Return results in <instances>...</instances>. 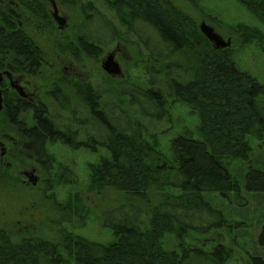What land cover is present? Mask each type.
<instances>
[{
    "label": "trees",
    "instance_id": "16d2710c",
    "mask_svg": "<svg viewBox=\"0 0 264 264\" xmlns=\"http://www.w3.org/2000/svg\"><path fill=\"white\" fill-rule=\"evenodd\" d=\"M30 1V0H27ZM117 22L137 41L150 62L164 66L147 71L148 87L120 89L129 108L101 102V92L91 86L78 89L79 104L66 114L52 112L43 104L31 105L12 95L5 102L4 121L14 129L23 156L47 164L46 144L72 150L105 151L89 166L90 179L98 188H112L139 203L120 204L100 215L113 240L94 246L85 240L68 241L74 264H226L238 257L242 264H264L248 252L242 259L230 222L205 195L214 194L227 204L244 208L243 195H264V169L250 162L249 137L264 147V85L241 70L226 49L216 50L192 20L170 0H106ZM195 2L197 0H190ZM264 24V0H237ZM37 15L39 8L32 7ZM74 37L76 49L95 58L118 38L114 24L92 6L84 10ZM97 26L90 32L88 25ZM261 38L255 29L244 36ZM178 55L188 63H173ZM42 53L12 21L0 20V70L36 75ZM155 76V80L153 79ZM10 101V102H8ZM169 101L186 105L197 116L198 137L178 135L170 142V156L163 157L141 120L167 117ZM143 105V106H142ZM139 120H129L125 110ZM149 109L142 111L141 109ZM31 115L27 126L21 117ZM245 164L242 185L230 170V162ZM67 172V171H66ZM61 173V180L73 184ZM70 173V172H67ZM168 189L159 204L144 210L152 190ZM243 190V192H242ZM176 192V194H175ZM202 214L217 217L215 224L201 222ZM220 230L202 240L193 231ZM264 246V223L258 236ZM244 252V251H243ZM250 260V261H249ZM0 264H68L57 243L27 237L13 241L0 231Z\"/></svg>",
    "mask_w": 264,
    "mask_h": 264
},
{
    "label": "rangeland",
    "instance_id": "374dc122",
    "mask_svg": "<svg viewBox=\"0 0 264 264\" xmlns=\"http://www.w3.org/2000/svg\"><path fill=\"white\" fill-rule=\"evenodd\" d=\"M170 1L192 20L198 31L199 26L205 24L225 42L229 41L230 45L225 49L230 52L236 65L264 85V41L250 35L244 36L247 29H255L264 35V24L247 8L237 0ZM52 3L59 16L65 19L64 30H58L51 17ZM88 6L110 20L118 34L116 42L104 48L95 58L86 57L76 49L74 42L77 24ZM32 7H38L40 14L37 15ZM2 18L14 22L41 51L43 56L39 72L33 76L15 75L14 78H20V86L29 94L27 101L43 103L52 112L66 114L79 102L77 90L86 86L101 92L102 103L129 108L127 101L119 96L120 89L128 86L146 89L149 79L147 71L164 66V63L156 65L150 62L142 47L117 22L108 9L106 0H0V20ZM88 28L93 33L97 26L89 24ZM210 45L212 46L211 43ZM110 53L114 54L113 60L119 66L120 76L108 75L102 69V62ZM171 62L186 64L188 59L178 55ZM3 71L5 69L0 70V74ZM155 78L157 76L153 79ZM7 85V80L3 79L0 91L8 89ZM12 95L14 93L3 94L1 99L4 101L8 97L13 100ZM168 105L169 114L166 118L160 121L141 120L148 134L145 140L151 144L156 143L157 150L166 158L170 156L171 140L181 134L197 138L199 124L197 116L186 105L171 101ZM139 111L137 107L135 111L126 109L125 115L136 122L139 120ZM2 113L0 112V231L13 241L34 237L57 243L68 264H74L72 257L64 250L68 241L82 239L94 246L111 242L113 237L102 225L100 215L120 204H138L139 200L112 188L93 185L89 166L96 163L99 157L107 156L105 151L90 153L72 150L60 144H46V154L50 161L39 164L34 159L23 156L18 137L14 129L5 123ZM21 120L27 126L31 125L30 112L25 113ZM248 141L252 147L251 164L264 169V147L261 148L250 137ZM230 170L242 185L245 164L232 161ZM29 172L38 179L35 186L29 184L28 178L24 176V173ZM65 172L70 183L75 181L73 184L61 180V173ZM169 193L173 192L168 189L152 190L145 204L143 202L139 205L148 210L159 204L163 195L169 196ZM243 195L247 199V206L244 208L231 206L214 194L205 197L227 220L244 225L233 233L244 251L237 250L238 255L247 261L245 252H248L264 260V246L257 244V236L264 223V195L244 192ZM201 217L203 226L215 224L218 220L207 214H202ZM219 234L220 230L214 228L207 233L193 231V235L201 240L204 237L212 239ZM226 264L242 262L235 256Z\"/></svg>",
    "mask_w": 264,
    "mask_h": 264
},
{
    "label": "water",
    "instance_id": "95a60500",
    "mask_svg": "<svg viewBox=\"0 0 264 264\" xmlns=\"http://www.w3.org/2000/svg\"><path fill=\"white\" fill-rule=\"evenodd\" d=\"M54 19H55L56 23L60 26L59 28L62 29L61 26L64 24L63 20L61 18L60 19L56 18V16H54ZM199 31L204 36V38L212 44L213 49L222 50V49L229 47V45H230L229 41L225 42L220 36H218L216 33H214L213 30L205 24H201L199 26ZM113 57H114L113 54L107 56L106 60L102 62V69L108 75L120 76L121 72H120L119 66L113 60ZM16 90L18 91V94L21 97L25 96L19 88H17ZM2 109H3V107H2L1 99H0V112L2 111ZM24 176L28 178V182L32 186H35L38 183V179L33 176L32 172L24 173Z\"/></svg>",
    "mask_w": 264,
    "mask_h": 264
},
{
    "label": "flooded vegetation",
    "instance_id": "af4514ba",
    "mask_svg": "<svg viewBox=\"0 0 264 264\" xmlns=\"http://www.w3.org/2000/svg\"><path fill=\"white\" fill-rule=\"evenodd\" d=\"M52 6H53V12H52V14H51V17H52V19H53V21L56 23V21H55V19H54V16H56V18H61L62 20H63V25L61 26L62 27V29H60L59 27V25L56 23V25H57V29L58 30H64L65 29V27H66V22H65V19L64 18H62L61 16H59V14H58V12H57V9H56V7L53 5V3H52ZM111 54H113V53H110L109 55H111ZM108 55V56H109ZM114 55V54H113ZM87 57V56H86ZM107 58V57H106ZM114 58V57H113ZM8 74V75H7ZM21 74H23V73H21ZM21 74H15V73H12L9 69H5V71H3L1 74H0V83H1V81L3 80V79H6L7 80V82H8V85H7V87H8V89L6 88H4L2 91H0V99L2 98L1 96H3V94H8V93H14V95H13V98H14V96L15 97H17V98H20V99H23V100H25L27 103H29V104H31V105H35V103H31V102H29V101H27L26 100V98H28L29 97V94H27L25 91H24V89H23V87L22 86H20V78H14V76L15 75H21ZM17 88H19L20 90H21V92L25 95L24 97H21L19 94H18V91L16 90ZM77 96H78V90H77ZM3 99V98H2ZM1 99V104H2V107H3V109H2V111L1 112H3L4 110H5V102L7 101V100H9L8 99V97L3 101ZM8 102H10V101H8ZM77 104H79V102L77 103ZM75 105V104H74Z\"/></svg>",
    "mask_w": 264,
    "mask_h": 264
}]
</instances>
